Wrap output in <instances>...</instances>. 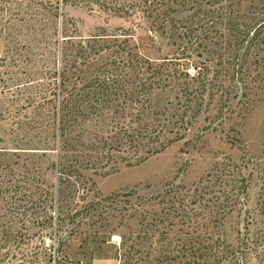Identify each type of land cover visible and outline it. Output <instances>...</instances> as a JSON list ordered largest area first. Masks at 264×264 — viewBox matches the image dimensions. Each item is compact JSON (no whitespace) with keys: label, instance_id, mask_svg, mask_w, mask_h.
<instances>
[{"label":"rangeland","instance_id":"374dc122","mask_svg":"<svg viewBox=\"0 0 264 264\" xmlns=\"http://www.w3.org/2000/svg\"><path fill=\"white\" fill-rule=\"evenodd\" d=\"M235 27L240 39L257 35L253 44L247 38L238 50ZM80 45L95 51L77 70L68 64L61 89L64 54ZM144 60L166 78L147 91ZM73 74L79 90L92 82L96 91L108 76L126 94L68 135L80 136L82 160L96 165L82 173L75 208L136 194L71 223L54 203L53 164L61 158V90L72 89ZM114 132L184 139L125 167L146 148L112 149ZM263 166L264 0H0V264H189L173 259L183 240L223 235L236 248L245 227L264 243ZM238 168L248 180L244 205L219 225ZM182 210L200 213L197 223ZM256 252L245 264H264Z\"/></svg>","mask_w":264,"mask_h":264},{"label":"trees","instance_id":"16d2710c","mask_svg":"<svg viewBox=\"0 0 264 264\" xmlns=\"http://www.w3.org/2000/svg\"><path fill=\"white\" fill-rule=\"evenodd\" d=\"M232 31H235V35L233 34L232 37L236 40V42L238 41L237 49L240 50L241 48H245L247 45L244 46V44L250 32L246 31V35L240 39L238 36H236V34L238 35L239 33L236 31V27L235 29L233 28ZM256 36L257 35L253 33L252 37L248 38L247 43L252 42ZM86 46L80 45L79 49H76L73 53L70 52L68 54H64L65 60H62L63 67L61 66V89L63 87V83L68 80L67 74L70 73L67 71L68 64L69 67H73V69L77 70L75 67L78 59H88L91 56V53L95 51L94 46H90L88 48ZM108 49L109 48L107 46L102 50L108 51ZM118 53H120L121 56L124 54L125 56L129 55V52H125L123 49H121V51ZM235 60L241 61L238 60V57H235ZM144 63L146 64L145 83H147L145 91L151 88L154 84L159 86L162 81H166V78L163 79L164 70L161 69V65H156L153 67L148 60H144ZM109 75L113 77V74ZM72 78L74 80L72 82V89L69 91H67L66 88L61 90V158L60 156L57 157V161L53 164V166L58 176L54 203L57 204V207H59L61 204V216L67 219L69 222L74 223L80 213H83L84 211L89 212L90 210H97L99 206L110 202L117 197H130L136 194V192L131 190L130 192L124 194L98 197L96 200L89 202L83 209L78 210L75 208L76 205L74 199L76 197L77 187L81 183L87 182V180L84 179L82 173L85 170H91L92 168H95L96 165L91 164L89 160L86 162L82 160L80 148H83V143L81 142L80 136L68 135L73 132V128L76 125L80 123H89L95 111H98L99 114V112L108 109L110 103L115 97L120 95V92L123 93V97H126V94L122 91V88L118 86L116 87V85H119V82L115 78L111 79L107 76L103 81L104 83L102 84L101 88L97 89L96 91L91 88L92 82H89L82 90L77 89L76 79L78 76L73 74ZM96 101L102 104L99 109L95 108L93 105V103ZM158 135L159 134L154 136H140V140H137V136L135 137L129 135L120 137L118 136V132H114L113 135L108 139L111 140L115 146L114 148L109 146V148L119 150L120 147L125 144H128L129 148H135L138 144L144 145L146 149L143 155L134 160V162L129 159H126L124 162L125 167H134L144 163L150 157L158 155L171 144L184 139V136L182 135H176L173 137ZM103 145L106 146L109 144H107V141H104L102 146L98 147V149L103 148ZM95 171L96 170L94 169V173H96ZM237 173L239 175L238 182L240 185L236 187V193H227L223 198V201L220 205L222 215L218 219L219 225L223 224L226 217L234 212H237L239 207L244 205L248 180L245 176H243L240 169ZM107 174L108 172L104 173V175ZM262 178L263 181L259 188L260 192L258 198L259 205L262 208L261 214L264 217V166L262 169ZM91 185L94 186V183ZM167 192L168 194L166 193V195L168 196L171 194V192H174V189H170L169 191L167 190ZM85 196H87V193ZM156 198L157 196L153 199ZM172 203L174 204V202ZM73 204L74 206L67 210V207ZM171 209L173 212H177L174 206ZM185 210H182V212H184L186 219L190 221L192 220L193 224L197 223V218L200 216V213L192 212L190 215V212L185 213ZM244 233L245 234H243L241 237L239 236L236 248H233L227 244L223 238V235L215 236V234H208L206 238H201L197 235H191L186 241H182L183 244H181V247L177 250V254L174 255L173 259L181 260L182 258H185L189 261V264H221L224 261L231 259L234 264H245L247 263V256L250 255V253L256 252V250L260 248L262 249L260 250L261 252L256 253H258L257 258H259L260 262L262 263L264 260V243L262 237L260 236L259 238H250V232L247 227H245ZM184 242H186V244ZM163 260H166V257Z\"/></svg>","mask_w":264,"mask_h":264},{"label":"built area","instance_id":"2783aa9c","mask_svg":"<svg viewBox=\"0 0 264 264\" xmlns=\"http://www.w3.org/2000/svg\"><path fill=\"white\" fill-rule=\"evenodd\" d=\"M189 73H191V72H195V70L193 69V68H191V69H189V70H187Z\"/></svg>","mask_w":264,"mask_h":264}]
</instances>
